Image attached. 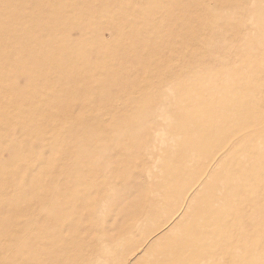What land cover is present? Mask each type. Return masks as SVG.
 <instances>
[{"label":"rangeland","instance_id":"rangeland-1","mask_svg":"<svg viewBox=\"0 0 264 264\" xmlns=\"http://www.w3.org/2000/svg\"><path fill=\"white\" fill-rule=\"evenodd\" d=\"M0 264H264V0H0Z\"/></svg>","mask_w":264,"mask_h":264},{"label":"bare ground","instance_id":"bare-ground-1","mask_svg":"<svg viewBox=\"0 0 264 264\" xmlns=\"http://www.w3.org/2000/svg\"><path fill=\"white\" fill-rule=\"evenodd\" d=\"M204 72V71H203ZM210 74V73H209ZM209 76V75H208ZM223 81V80H222ZM215 83V82H214ZM217 83V82H216ZM215 83V84H216ZM206 85V84H205ZM212 101V100H211ZM220 108V107H219ZM190 110V109H189ZM227 111V110H226ZM212 113V112H211ZM228 120V119H227ZM216 122V121H215ZM208 123V122H207ZM212 125V124H211ZM169 130V129H168ZM183 136V135H182ZM9 141V140H8ZM10 142V141H9ZM263 145V144H262ZM190 146V145H189ZM165 154V153H164ZM220 156V155H219ZM183 165V164H182ZM184 166V165H183ZM113 168V167H112ZM216 170V169H215ZM174 174V173H173ZM191 174V173H190ZM39 179V178H38ZM189 183V182H188ZM207 183V182H206ZM71 185V184H70ZM183 185H185V184H183ZM207 185V184H206ZM170 187H171V185H170ZM208 187V186H207ZM201 189V188H200ZM199 194V193H198ZM206 195V194H205ZM210 195V194H209ZM196 196H198L197 194H196ZM201 196V195H200ZM223 198V197H222ZM196 199H197V197H196ZM203 199V198H202ZM199 200V199H198ZM216 200V199H215ZM218 205V204H217ZM199 210V209H198ZM205 214V213H204ZM199 217V216H198ZM204 217V216H203ZM198 221V220H197ZM188 224V223H187ZM178 226V225H177ZM73 230V229H72ZM263 262V261H262Z\"/></svg>","mask_w":264,"mask_h":264}]
</instances>
